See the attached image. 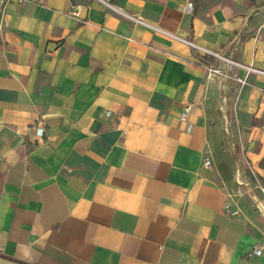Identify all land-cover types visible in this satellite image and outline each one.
I'll return each instance as SVG.
<instances>
[{
  "label": "crops",
  "instance_id": "1",
  "mask_svg": "<svg viewBox=\"0 0 264 264\" xmlns=\"http://www.w3.org/2000/svg\"><path fill=\"white\" fill-rule=\"evenodd\" d=\"M189 4L0 0V264H264V0Z\"/></svg>",
  "mask_w": 264,
  "mask_h": 264
},
{
  "label": "built area",
  "instance_id": "2",
  "mask_svg": "<svg viewBox=\"0 0 264 264\" xmlns=\"http://www.w3.org/2000/svg\"><path fill=\"white\" fill-rule=\"evenodd\" d=\"M10 1H17L19 4H22V3H28V2H31L32 0H2L3 3H8ZM80 11H81V6L78 5L76 6L73 11H72V15L75 16V17H79L80 16ZM130 18L138 23V24H141L143 26H146L148 28H151L152 30H154L155 32H158L160 34H163L169 38H172V39H175V40H178V41H181V42H184L186 44H188L189 46L193 47V48H196L197 50H199L200 52L204 53V54H208V55H211L213 57H216V58H219L220 60H225L226 62L228 63H231V64H238L240 65L238 62H235L233 61L232 59L230 58H226L224 57L223 55H220L218 53H215V52H212L206 48H203L201 46H198L197 44H195L194 42H191V41H188L186 39H183L179 36H177L176 34L172 33V32H169L159 26H155V25H152L148 22H146L144 19H142L141 17H135V16H130ZM250 70L252 71H255V69L253 68H249ZM210 71H214L215 74H221V71L219 69H214L212 70L210 68ZM264 73V72H262ZM237 81L240 83V84H246V80L244 79H240V78H237ZM190 110V106L187 107L185 109V111L181 114V120L183 122H187L188 124V121H187V116H188V112ZM187 129L188 131H191L192 130V124H188L187 126ZM44 132H45V129L43 128V126H38L37 127V134L39 136H43L44 135ZM205 166L207 167H212L213 166V163H212V160L210 158H206L205 160ZM249 171H250V175H251V179L253 181V184L255 186V188L261 193L262 195V208H259L260 211H261V214L264 216V169H263V172L262 173H258L253 167L249 166ZM226 210L227 212L231 215V216H240L242 214L241 210L239 208H233L231 204H227L226 206ZM263 249H264V244L263 243H260L259 245L256 246V248L254 249V253L257 254V255H261L263 253Z\"/></svg>",
  "mask_w": 264,
  "mask_h": 264
},
{
  "label": "rangeland",
  "instance_id": "3",
  "mask_svg": "<svg viewBox=\"0 0 264 264\" xmlns=\"http://www.w3.org/2000/svg\"><path fill=\"white\" fill-rule=\"evenodd\" d=\"M231 2V0H190V7L197 10L202 9L206 12H209L211 9L217 6H227V4ZM215 58V57H213ZM219 60V58H218ZM212 70L219 69L213 66L210 67ZM220 70V69H219ZM221 71V70H220ZM210 74H215L214 71H210ZM243 144L241 142V138L238 136H233L231 133L227 131H223L222 135L219 138V148H221L220 153L224 154V161L232 162L235 164L236 161L242 158L243 154ZM226 164V163H224ZM1 179V173H0Z\"/></svg>",
  "mask_w": 264,
  "mask_h": 264
},
{
  "label": "trees",
  "instance_id": "4",
  "mask_svg": "<svg viewBox=\"0 0 264 264\" xmlns=\"http://www.w3.org/2000/svg\"><path fill=\"white\" fill-rule=\"evenodd\" d=\"M220 170L225 178L229 179L231 177L228 175L229 173L227 174L228 168L225 164L220 165Z\"/></svg>",
  "mask_w": 264,
  "mask_h": 264
}]
</instances>
